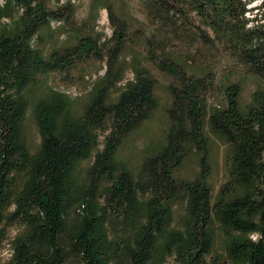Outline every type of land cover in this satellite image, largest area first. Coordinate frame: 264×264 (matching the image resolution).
I'll return each instance as SVG.
<instances>
[{"label": "trees", "instance_id": "obj_1", "mask_svg": "<svg viewBox=\"0 0 264 264\" xmlns=\"http://www.w3.org/2000/svg\"><path fill=\"white\" fill-rule=\"evenodd\" d=\"M141 3L148 22L132 36L111 0H91L108 9L114 30L103 40L73 26L72 0L0 2V264H264V85L242 102L240 82L219 87L215 65L226 55L264 80V0L257 9L244 0ZM198 54L210 58L201 73ZM90 59L105 70L86 99L50 81L31 96L44 76ZM147 62L177 83L163 139L133 168L120 148L158 104ZM217 88L222 100L212 102ZM210 132L225 149L217 188ZM193 155L195 172L179 175Z\"/></svg>", "mask_w": 264, "mask_h": 264}, {"label": "rangeland", "instance_id": "obj_2", "mask_svg": "<svg viewBox=\"0 0 264 264\" xmlns=\"http://www.w3.org/2000/svg\"><path fill=\"white\" fill-rule=\"evenodd\" d=\"M4 0H0L3 2ZM57 1V0H56ZM76 4V15L73 26L84 34L100 33L104 39L112 38L113 26L109 20V13L106 7L93 10L91 7V0H72ZM114 3L118 14L129 19V29L132 36L138 33V22L147 23L148 18L141 0H111ZM259 3V2H257ZM259 4H253L252 7L259 8ZM264 10V8L262 9ZM259 11L260 12H262ZM257 12L254 10L253 13ZM252 16V15H250ZM135 52L142 51L141 43L138 42ZM133 51V52H134ZM205 52V51H203ZM127 56L132 54V50H127ZM212 54V53H211ZM215 65L217 70V77L219 79V87L231 81H239L242 88L241 100L242 102H249L253 96L254 91L260 85H264V80L257 78L253 73L248 71L244 66L239 64L235 59L226 55H219L215 57ZM210 58L198 54L194 59L193 68L197 73H201L196 69L198 65L206 63ZM147 65L152 69L156 76L155 95L157 98V107L151 116L143 122V124L132 131L124 140L119 155L131 167L137 168L141 160L150 152L153 151L154 145L160 142L163 137L168 124L169 108L172 102V94L170 86L176 84L175 77L157 68L153 63L147 62ZM105 70V62L90 59L79 63L76 68L69 73H52L43 77V82L31 92V96L42 94L44 92V84L50 81L54 88L61 92L68 93L76 100L86 99L90 83L98 75ZM133 73L127 72L126 77L131 78ZM222 89L217 88L208 94L212 102L222 100ZM75 100V101H76ZM25 126L31 145L36 146L40 141V131L37 121L33 115V109L29 108L25 120ZM211 144L209 147V156L211 164V182L217 188L226 178V169L224 161V145L218 137L210 132ZM198 167V158L193 155L187 159L185 163L178 169V174L181 176H190ZM6 254V253H5ZM7 255V254H6Z\"/></svg>", "mask_w": 264, "mask_h": 264}, {"label": "built area", "instance_id": "obj_3", "mask_svg": "<svg viewBox=\"0 0 264 264\" xmlns=\"http://www.w3.org/2000/svg\"><path fill=\"white\" fill-rule=\"evenodd\" d=\"M244 1L248 2V4H247L248 8H251L253 4H259L260 5L263 2V0H244ZM257 2H259V3H257ZM246 14L249 15V12H247ZM260 22L264 23V18H262L260 20ZM253 24H254V22H251L249 24V26H252Z\"/></svg>", "mask_w": 264, "mask_h": 264}]
</instances>
